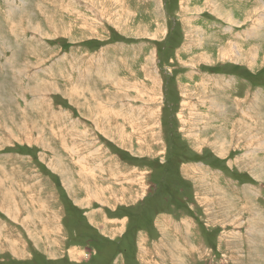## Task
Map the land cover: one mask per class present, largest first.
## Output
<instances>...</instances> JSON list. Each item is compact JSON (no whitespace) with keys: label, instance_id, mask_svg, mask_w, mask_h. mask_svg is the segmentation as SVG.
Masks as SVG:
<instances>
[{"label":"rangeland","instance_id":"obj_1","mask_svg":"<svg viewBox=\"0 0 264 264\" xmlns=\"http://www.w3.org/2000/svg\"><path fill=\"white\" fill-rule=\"evenodd\" d=\"M101 158L138 248L69 207ZM0 193V264H264V0H0Z\"/></svg>","mask_w":264,"mask_h":264},{"label":"crops","instance_id":"obj_2","mask_svg":"<svg viewBox=\"0 0 264 264\" xmlns=\"http://www.w3.org/2000/svg\"><path fill=\"white\" fill-rule=\"evenodd\" d=\"M228 48H230V47H228ZM134 85H136V84H134ZM134 89L137 92V89L136 88H134ZM88 115H91L90 110H88ZM92 116H94V115L92 114ZM109 116L114 117V115H112V114H110ZM92 118L94 119L95 117H92ZM95 123H96V126L98 124L100 126V123H98V119L96 120ZM31 126H35V125H31ZM106 132L109 136H112L111 135L112 132L110 131V129L106 130ZM39 134L41 135L42 138L45 136V133H42L41 129H39V131H38V135ZM115 139H117L116 133H115ZM92 140H93V142L95 141L94 139H92ZM92 149L93 150L90 151V153L91 154H92V152H94V153H93V155H90V158L95 157L96 154L98 153V151L95 148H92ZM110 162L111 161H109V160L101 158V159H97L95 162H91V163H90V161L88 163L86 161H82V162L79 161L76 164L79 166H80V164L84 165V169H86V167H87L90 171H93L95 173V175L99 176V178L104 182V185H103L104 187L102 185H100L101 186L100 189L102 192L104 191V192L108 193V189L105 187H107L108 185L111 187V185L114 184L115 185L114 188L117 190V192L122 193V197H121L120 202H117V200H112L111 198H109L108 201H99V200L95 199L98 197H95V198L92 197L90 199V196L85 194V192L82 188L77 191V195H76L77 197L73 198L71 193L68 192L67 188H65V186L61 182L62 179H61L60 174L56 173L54 170L52 173L56 177L58 176L59 181L62 183V186L65 188L66 194L68 195L69 199H71V201L69 202V207L71 205L73 206L72 209H73L74 215L77 214L76 212H78L79 214H81L80 216H82L83 218H86L89 221L93 220L91 224H93V223L96 224V222H97L96 220H98V219L104 223L106 220L109 221V219H111L112 220L111 223L115 224L117 226V227L113 228L116 230H114L112 232L117 233V236L119 235L118 237L112 238L111 240L116 241L120 245H124L125 248H127V249L129 246L130 247H132V246L136 247L137 246V248H138V246H140V244L137 242V237H141L142 235H148V232H150V234H152L154 227H156L158 229L157 223L162 221L165 213L163 214L161 212L160 213L158 212L157 214H159V215L155 218L157 221L153 220L154 218L149 219L148 217H145L142 214L140 217V220H141L140 225H139V223H132L133 220L131 219L130 215H128V213L131 211L129 209L132 207H133V209L138 208L136 206V204H137L136 202L140 199L139 198L140 192H141L140 197H142L144 195H145L144 197H147L146 186H143L141 184L142 180L140 181V175L139 174L136 175L135 172H132L133 169L125 171L123 175H120L119 173L116 174L114 169L111 167V165H109ZM50 163L53 164V162H50ZM107 163H108V165H106ZM115 176H117V177H115ZM84 186L89 187V185H87L85 183H84ZM92 186L93 185H91V187ZM120 189H121V191H120ZM149 201H152V199H150ZM95 203H96V205L94 206ZM108 210H111V214H110L111 217L110 218L108 215H106ZM104 211H106L105 214H104ZM126 214L129 217H127ZM125 217L128 218V220H127L128 222L124 223V225H125V227H124V225L120 224V222L123 218L125 219ZM136 219L139 220L138 218H136ZM136 219H134V220L137 222ZM144 220H145V222H144ZM132 224L133 225L137 224L135 226V227H137V230L135 231L136 232V240H134V241H132V239L130 238L133 234V231H130L132 229H128L130 226H132ZM110 232L111 231H109V233ZM108 238L110 239V237H108ZM184 239H186L185 232H184ZM117 251H118V249H117ZM118 252L123 253V250L120 248V251H118ZM44 253H48V252H44ZM51 257H53V256H51ZM45 259L51 260L50 255L46 254ZM120 264H122V263H120Z\"/></svg>","mask_w":264,"mask_h":264},{"label":"bare ground","instance_id":"obj_3","mask_svg":"<svg viewBox=\"0 0 264 264\" xmlns=\"http://www.w3.org/2000/svg\"><path fill=\"white\" fill-rule=\"evenodd\" d=\"M263 4V3H262ZM9 9V8H8ZM10 11V10H9ZM226 50V49H225ZM226 51H228V52H230L229 51V48H228V50H226ZM227 52V53H228ZM222 55H224V52L223 53H221ZM242 54V53H241ZM227 56H223V57H221V58H226ZM242 57V56H241ZM247 56H245L244 58H246ZM239 58V57H238ZM250 68V67H249ZM19 73V72H18ZM23 122V121H22ZM17 126V125H16ZM18 127V126H17ZM21 127V126H20ZM29 127V126H28ZM30 128V127H29ZM22 129V128H21ZM20 130V129H19ZM27 129H25V130H20L21 131V133L22 134H24V139H25V141H31V139H34L35 140V142H37V141H43L42 140V137H41V135L39 134V140H37V136H36V138H34V133L32 132L31 133V131L29 132V131H26ZM28 130H33V127L31 126V129H28ZM22 138V137H21ZM251 138V137H250ZM22 140V139H21ZM255 144V143H254ZM255 154V153H254ZM51 167L53 168V164H51ZM54 169V168H53ZM57 169V168H56ZM61 169V168H60ZM65 173V172H64ZM60 175H61V178H62V180H63V183H65V185H70L71 187H73L74 185H72L71 183H74V179L72 178V176H71V178L70 179H68V178H65V176L64 175H62V173H60ZM69 175V174H68ZM68 177V176H67ZM70 177V176H69ZM67 180V181H66ZM70 182V183H69ZM20 184H22V183H20ZM67 187V186H66ZM28 196V195H27ZM12 199L13 198H11V196L8 194H1L0 193V205L2 206V207H4V209H5V211L7 212V213H9L11 210H12V204L11 203H14L13 201H12ZM4 211V212H5ZM8 216V215H7ZM26 220L25 221H27L28 219H29V217H28V219L27 218H25Z\"/></svg>","mask_w":264,"mask_h":264}]
</instances>
